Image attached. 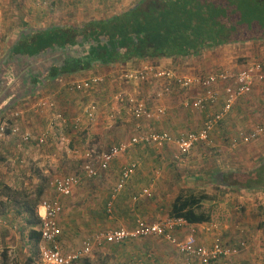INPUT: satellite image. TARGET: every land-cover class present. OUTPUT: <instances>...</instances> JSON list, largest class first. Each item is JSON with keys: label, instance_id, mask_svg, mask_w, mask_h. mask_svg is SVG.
<instances>
[{"label": "crops", "instance_id": "0c3cea01", "mask_svg": "<svg viewBox=\"0 0 264 264\" xmlns=\"http://www.w3.org/2000/svg\"><path fill=\"white\" fill-rule=\"evenodd\" d=\"M138 1L3 0L0 123L6 122L10 127L0 143V264L38 262L42 240L40 224L35 223V220L43 214L42 201L55 196L48 183L57 176L80 174L86 153H102L113 146L128 144L137 132L138 125L145 132H167L174 138H180L201 130L207 117L223 108L225 85L222 83L212 88V91L220 94L216 104L204 110H193L185 109L183 103L205 96L208 91L201 86L177 89L186 93L177 94L174 89L171 95L158 96L163 83L153 77L145 83L124 82L126 73L142 71L146 67L174 71V66L180 61L172 59L98 66L84 73L41 81V76H45L56 64L60 67L64 65V60L59 62L62 57L78 56L86 49H81L79 45L67 48L52 44L41 46L39 56L29 57L32 50L39 48V38H46L43 37L45 32L55 27L76 28L93 20H105L129 10ZM250 45L226 46L216 52L205 53L199 61L182 62L184 64L178 65L179 71L177 69L175 72L185 77L209 76L221 70V67L228 66L235 58H242V55L249 57L251 54L245 48ZM95 76L104 78V82L87 91L71 90L72 84ZM128 83L133 85V90L129 92L126 89ZM197 91L200 93L197 94ZM259 91L257 88L252 95L239 100L229 115L217 125L212 133L217 148L226 149L224 143L230 144L236 128H246L248 132L263 123L264 120L258 121V112L252 114L255 109L259 110L254 106L257 104L255 100L264 103V95ZM189 93L190 97L187 98ZM120 95L125 99L128 96L143 99L154 111L165 109V114L151 121H137L126 110L128 106L117 100ZM51 104H54V109L49 107ZM91 107L96 110L91 112ZM58 113L63 115L65 121H54ZM89 113H93L92 120ZM77 119L81 121L78 127L75 126ZM15 127L20 129V133H13ZM25 134H31L34 138L46 135L47 144L39 146L35 140L25 142ZM247 145L242 144L236 150ZM205 150L204 147H196L192 153L180 156L174 145L162 149L146 145L131 146L111 163L108 171H100L98 177L84 181L70 197L62 199L63 212L58 222L59 242L63 251L70 253L80 249L87 239L99 232L133 229L138 219L158 223L171 218L173 203L184 189L196 193L205 191L215 197L226 193L228 189L232 190L215 185L211 179L218 172H236L235 163L228 159V155L211 156ZM129 164H137V169L124 190L113 200L110 215L107 204L112 199V192L123 169ZM39 196L40 202L35 206L32 201ZM209 203L212 205L213 201ZM215 203L217 205L218 202ZM207 207L206 203L204 208ZM208 208L210 223L188 224L177 231V237L184 239L190 230H195L201 245L211 247L214 239L222 236L225 243L231 246L233 235L242 232L239 227L248 224L246 227L250 228L252 224V218L245 215L239 219L235 231L231 229L232 232L222 233L216 221L217 214L219 217L221 215L217 211L218 207ZM246 256L242 257L238 253L215 264H243L247 260L244 259ZM76 264L200 263L180 254L177 247L166 239L154 237L123 244H106Z\"/></svg>", "mask_w": 264, "mask_h": 264}, {"label": "trees", "instance_id": "16d2710c", "mask_svg": "<svg viewBox=\"0 0 264 264\" xmlns=\"http://www.w3.org/2000/svg\"><path fill=\"white\" fill-rule=\"evenodd\" d=\"M44 36L29 57L39 56L41 46L52 44L86 49L78 56L65 55L66 61L62 57L59 62L64 60V65L56 64L41 81L136 61L172 59L180 61L174 66L177 70L182 62L199 61L205 53L222 47L264 42V0H139L108 19L76 28L55 27ZM211 180L219 187L264 192V160L252 171H222ZM40 198L32 203L37 206ZM216 198L205 191L184 189L173 203L170 217L188 224L210 223L211 214L204 205ZM35 223L40 224V219Z\"/></svg>", "mask_w": 264, "mask_h": 264}, {"label": "built area", "instance_id": "2783aa9c", "mask_svg": "<svg viewBox=\"0 0 264 264\" xmlns=\"http://www.w3.org/2000/svg\"><path fill=\"white\" fill-rule=\"evenodd\" d=\"M3 0H0V31L2 28V7ZM161 81L160 94L158 96L171 95L174 89H192L195 86H201L207 90L205 96L199 97L193 101L186 100L183 103L185 109L204 110L209 105L218 102L220 94L212 91L217 84L225 85V102L223 108L218 113L209 115L203 125V128L197 132H191L180 138H174L167 132H145L141 126H137V132L131 138L128 144H120L113 146L102 153L88 152L85 155L84 163L81 166V172L77 175L57 176L48 183L50 189L55 193L51 199H44L41 203L43 214L40 216V233L41 248L39 260L36 264H76L85 257L91 255L96 249L106 244H123L127 241L148 238H164L175 245L180 254L186 258L196 261L200 264H215L218 260L229 259L237 255L239 249L245 247V243H241L237 247L228 246L222 236L214 239L211 247L199 244L196 231L190 230L184 239H179L176 235L177 231L184 229L188 223L183 219L169 218L158 223H149L143 219L136 221L133 229H112L105 232L94 234L87 239L80 249L70 253H65L59 242V217L63 212L62 199L70 197L74 189L81 186L84 181L95 179L99 176L100 171L105 172L110 168L111 163L120 155L127 152L131 146L146 145L156 149H162L167 145H174L178 155H188L191 151L201 145L211 147L213 145L212 133L217 125L223 121L233 110L234 105L241 99L252 95L257 88L264 95V62L253 61L247 63L242 69L235 72L231 69H221L218 72L206 77H185L178 75L173 70L153 69L146 67L142 71L128 72L124 75V79L132 82L145 83L150 78ZM104 82L102 77H92L81 82L72 84L73 91H87L101 85ZM120 103H125L133 118L137 121H151L155 117L163 116L165 109L158 108L153 110L148 103L134 96H118ZM54 109V104L49 105ZM91 112L95 111V107L90 108ZM93 113H89L92 120ZM54 121H65L62 114L58 113L54 116ZM80 119H77L75 126L78 127ZM9 125L4 122L0 123V143L7 135ZM13 133H20L19 128H13ZM264 134V124L257 125L251 131H239L232 136L231 147L237 148L242 144H249L257 140ZM25 142L35 140L39 146L47 144L46 135L34 138L31 134L23 136ZM137 164L127 165L120 177L119 182L112 192V199L107 204V211L111 215L113 209V200L124 190L125 186L131 179Z\"/></svg>", "mask_w": 264, "mask_h": 264}, {"label": "rangeland", "instance_id": "374dc122", "mask_svg": "<svg viewBox=\"0 0 264 264\" xmlns=\"http://www.w3.org/2000/svg\"><path fill=\"white\" fill-rule=\"evenodd\" d=\"M248 47L245 48V51L247 50L246 52L248 51L250 52L251 55L249 57H244L245 55L244 56L242 55V58L239 57L235 58L232 62H230L228 66L225 67L223 66L220 69H231L237 72L238 70L242 69L248 63L249 60L252 62L253 61L264 62V42H260L257 44L254 43ZM124 80H123L124 82H128V80L126 79ZM117 84H115V86H118ZM126 86L128 92L130 90H133L132 88L133 85H131V83H128V85ZM179 92L186 93V91L184 90L180 91L176 89V93L178 94ZM191 93H193V95L196 94L194 92ZM199 93L200 92L197 91V94ZM186 97L187 98L190 97V93L187 94ZM252 101L254 102V100ZM255 102L258 105L254 104V106H256V108H258L259 110L255 109L254 111H252V114L254 115L256 112H258V114H260V118L258 117V121L264 120V103L259 102L257 100H255ZM126 110H129V108L128 109L126 108ZM262 124H264V121ZM241 129L242 128H236V130L233 132L234 135L239 131H241ZM245 129L246 128L242 129V131H246ZM229 145L224 143V146L227 150L223 148L219 149L216 147L215 141L213 139V145L211 147H207L204 145L198 147H204L206 149L205 152L208 153V155L211 154V156L221 157L228 155L229 156L228 159H230L231 162L235 163L234 169L236 170L237 173L252 171L255 169V167H257L261 163V161L264 160V134L257 141L249 143L247 147L240 148V150H236V148H233L231 147V145L230 146ZM193 150L191 151V153L193 152ZM237 191L233 189L232 190L228 189L226 190V193H222L220 196L216 198L215 201L218 202L217 205L216 203L214 204L215 201H213L212 205L211 203L208 202L207 206L218 207L217 211L218 213H221V215L219 217L217 214L216 221L218 223L217 226L220 228V232L222 233L224 231L232 232L231 229L235 231L239 226V219L241 217H244L245 215L246 216L249 215L252 218V224H250L249 226L250 228L246 227V225L248 224L239 227L240 231L242 232H237L233 235L234 242H232V244L230 245L238 248L239 244L245 243L244 248L242 249L238 248L240 256L244 257L247 255L246 258H244L247 260H245L243 264H264V192L258 191L256 193L247 194L249 192L240 191V190L239 192ZM208 207L206 209L209 210ZM221 229L224 230L221 231Z\"/></svg>", "mask_w": 264, "mask_h": 264}]
</instances>
